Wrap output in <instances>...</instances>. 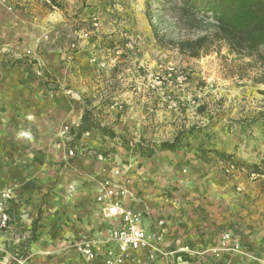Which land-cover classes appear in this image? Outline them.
Wrapping results in <instances>:
<instances>
[{"label":"rangeland","instance_id":"374dc122","mask_svg":"<svg viewBox=\"0 0 264 264\" xmlns=\"http://www.w3.org/2000/svg\"><path fill=\"white\" fill-rule=\"evenodd\" d=\"M122 1L133 8H109ZM179 4L106 0L87 19L77 17L82 22L58 23L49 16L53 3L34 2L24 11L13 0L0 1V195L7 194L10 215V226L0 228V264H71L69 248L84 258L80 240L52 243V235L67 232L81 178L77 168L59 167L71 165L69 148L74 159L102 156L126 182L139 180L145 196L128 190L134 201L143 196L167 207L171 230L186 244L173 264H264V125L252 122L264 111V82H256L264 78V61L234 62L225 49L221 56L179 54L169 42L200 33L183 26ZM52 101L68 109L53 110ZM85 106L101 126L134 141L158 143L192 131L174 152L126 151L97 130L78 136ZM55 118H62L57 135L45 123ZM209 135L244 169L215 157L199 160L198 144ZM62 170L72 176L63 180ZM216 172L224 182L217 183ZM29 218L34 239L21 233ZM164 253L131 258L153 264Z\"/></svg>","mask_w":264,"mask_h":264},{"label":"crops","instance_id":"0c3cea01","mask_svg":"<svg viewBox=\"0 0 264 264\" xmlns=\"http://www.w3.org/2000/svg\"><path fill=\"white\" fill-rule=\"evenodd\" d=\"M21 1H22V4H21ZM105 1L106 0H52L53 4H55L58 7H55L53 9L55 11H50L49 16L53 17V19H56L58 23H66V22L69 23V21L71 20L80 21L77 17H80V15L86 14V19H87L88 13H90L91 11L99 10V8L103 9ZM13 2L16 7L23 6L24 11L27 10V6L29 4H33L34 2H39L40 6L44 5L45 7H47L43 0H13ZM122 4L123 5L121 6L120 4L119 5L112 4L111 6H109V8L111 7L112 10H116V9L122 10L123 9L124 11H130L133 8L132 4L127 3V1H122ZM82 21L84 20H81L80 22ZM110 25L114 27L113 24H110ZM59 44L60 43H57V45H55L54 47L56 46L59 48L62 47L61 44L60 45ZM33 46L31 48H33ZM51 108L53 110H60L62 111V113H64L65 109H68V106L65 101H52ZM80 114L76 116L77 120L81 116ZM66 116H69V118L71 117L70 115H66ZM74 117L75 115H72L71 118L75 119L76 117L75 118ZM45 123L51 126L50 127L51 132L54 133V131L59 130V125L62 123V118H57V121H56V118L48 119L46 120ZM54 134L57 135V133H54ZM115 134L119 135L117 133ZM105 136L104 138L107 137L108 140L117 144L119 148L124 149L126 151H132L126 148L125 146L120 145L116 140L111 139L108 136L106 137ZM119 136L124 137L122 135H119ZM126 139H129V138H126ZM129 140H132V139H129ZM168 140H171V139H168ZM162 141H165V140H162ZM134 142H139V141H134ZM145 142H151V141H145ZM145 142H141V143H145ZM152 143L154 144L152 147L156 148L159 142L158 143L152 142ZM111 149L114 150L113 147L110 148L109 150L112 151ZM154 151L174 152L172 150H165V149L163 150L155 149L152 152ZM115 152L116 151H114L113 153ZM147 152L152 153L149 151ZM70 159L72 160L71 165L65 166L63 164V166H60L62 165V162H61L59 167H63L64 169H67V170H72L71 169L72 167L75 170L76 168L77 170H79L81 178L80 180L77 179V186L78 184L79 186L76 188V191L74 194V197H77V198H76V202L70 201L71 203H73V206L69 208L70 213L67 216V225H68L67 232L63 231L61 234H59L58 239H54L55 235H52L53 237L52 243L53 245L59 246L60 240L61 242H64V240H67V239L69 241L70 240L71 241L80 240L78 241V243H80L83 240H85L84 238L94 239L99 243L97 251H96V258L94 261L89 262L84 258L83 260L76 250L74 249L71 250V248H69L68 249L70 250L69 253H73L72 256H74V257L70 256L69 262L71 264H75V263L77 264H103L105 249L109 246H113L112 243L108 242V236L111 230L118 226L119 220L117 219V217L106 216L103 212L104 204L96 201V197L102 189L101 182L107 179V180H110L112 183L118 185L119 187L126 188L130 192L137 191V193L142 194V195H144V193H142L143 189H141V187L138 186L139 180H134V182L132 180L131 181L128 180V182H126L128 178L123 174V172L120 171V168L117 165H114L109 160H103V161L99 159L78 160V159H74L73 156H71ZM241 169L243 170L244 168H241ZM60 176L61 178H63V180H65L64 178L66 176H72V175L67 173V171L62 170L60 171ZM215 178L218 181L217 183L224 182L223 180L224 177L219 172L215 173ZM124 199H125V205L127 207H132V208H135L137 210L144 212V216L142 219V227L145 229V231L151 238L152 243L157 246V249L161 250V252L162 251L165 252L164 255L160 257L161 262H155L153 264H173L174 262H177L176 258L174 259L175 257L174 254L177 255L178 251L179 250L181 251L183 249V246H185L186 244H181L182 239L177 237L176 233L171 230V225L169 226V222L171 219V213L168 211L167 207L165 205L159 204L156 201V199L148 198V197L143 198V196L139 198V201H134V198H131L130 193L126 194ZM8 204L9 203L6 202L5 205L7 206ZM158 205H160L161 210L158 209ZM55 215L56 217H61L59 213H55ZM55 230L56 228L53 231ZM262 232H264V230ZM21 233L23 234L25 239H29L30 237L34 239L35 231L31 230V218H29L27 222L24 221V223L21 224ZM146 253H148L147 250H140L137 252H133L131 253V256L129 257V259H127L124 264H135V261L134 260L132 261V258L134 259L138 256L144 257ZM75 255L77 257L79 256L80 261L76 259ZM178 264H181V263L179 262Z\"/></svg>","mask_w":264,"mask_h":264},{"label":"trees","instance_id":"16d2710c","mask_svg":"<svg viewBox=\"0 0 264 264\" xmlns=\"http://www.w3.org/2000/svg\"><path fill=\"white\" fill-rule=\"evenodd\" d=\"M179 5L180 14L187 20V24L183 26L200 31L194 38L169 42L170 47L179 54L191 58H199L210 53L221 56V50L225 49L226 57H232L234 62L241 63L248 59L247 63L251 66L252 63L261 64L264 61V55L260 52L264 48V0H180ZM153 33L158 39L155 28ZM259 81L264 82V78L260 76L256 79V82ZM255 121L264 124V111L258 112L252 119V122ZM207 126L205 125L203 129H208ZM77 129L78 136L82 132L100 131L120 145L141 154L155 149L174 151L183 146L182 138L192 131L191 128L182 130L173 139L161 141L154 148L152 142H134L116 135L107 126H101L87 106L84 107ZM201 139L197 157L203 163L209 164L214 157L223 162H230L231 156L211 144L213 135L202 136ZM234 165L244 168L238 160L234 161Z\"/></svg>","mask_w":264,"mask_h":264},{"label":"built area","instance_id":"2783aa9c","mask_svg":"<svg viewBox=\"0 0 264 264\" xmlns=\"http://www.w3.org/2000/svg\"><path fill=\"white\" fill-rule=\"evenodd\" d=\"M43 1L50 5L53 3L52 0ZM83 35L86 36V33L83 32ZM75 152L69 148L68 156H73ZM99 159H102V156H99ZM228 164L233 168L234 164ZM101 186L96 201L104 204L103 212L106 216L117 217L119 220L118 226L113 228L108 236V242L113 246L105 249L103 264H124L131 253L140 250H147L152 260L154 252L158 249L142 227L144 212L125 205V195L129 194L126 188L119 187L107 179L101 182ZM6 196V193L0 195V228L4 229L10 226V215L4 204ZM98 245L96 240L87 239L77 244V250L87 261L92 262L96 258Z\"/></svg>","mask_w":264,"mask_h":264},{"label":"bare ground","instance_id":"6f19581e","mask_svg":"<svg viewBox=\"0 0 264 264\" xmlns=\"http://www.w3.org/2000/svg\"><path fill=\"white\" fill-rule=\"evenodd\" d=\"M28 133V132H27Z\"/></svg>","mask_w":264,"mask_h":264}]
</instances>
